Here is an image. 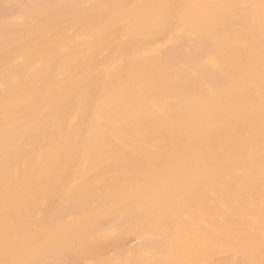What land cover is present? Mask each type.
Wrapping results in <instances>:
<instances>
[{
  "label": "bare ground",
  "instance_id": "bare-ground-1",
  "mask_svg": "<svg viewBox=\"0 0 264 264\" xmlns=\"http://www.w3.org/2000/svg\"><path fill=\"white\" fill-rule=\"evenodd\" d=\"M0 264H264V0H0Z\"/></svg>",
  "mask_w": 264,
  "mask_h": 264
}]
</instances>
